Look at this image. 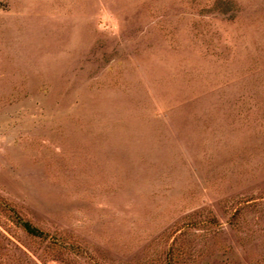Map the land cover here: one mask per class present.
Segmentation results:
<instances>
[{"label":"rangeland","instance_id":"obj_1","mask_svg":"<svg viewBox=\"0 0 264 264\" xmlns=\"http://www.w3.org/2000/svg\"><path fill=\"white\" fill-rule=\"evenodd\" d=\"M0 264H264V0H0Z\"/></svg>","mask_w":264,"mask_h":264},{"label":"trees","instance_id":"obj_2","mask_svg":"<svg viewBox=\"0 0 264 264\" xmlns=\"http://www.w3.org/2000/svg\"><path fill=\"white\" fill-rule=\"evenodd\" d=\"M4 206L10 211L11 217L14 218V221L19 224L25 231L34 236L46 237V232L40 227L35 225L31 220L26 217H23L17 213L15 208L10 204L6 203Z\"/></svg>","mask_w":264,"mask_h":264}]
</instances>
